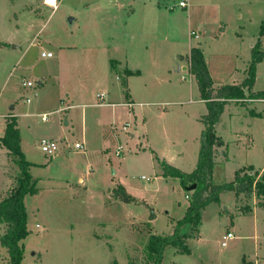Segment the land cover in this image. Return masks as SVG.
<instances>
[{"label":"rangeland","instance_id":"374dc122","mask_svg":"<svg viewBox=\"0 0 264 264\" xmlns=\"http://www.w3.org/2000/svg\"><path fill=\"white\" fill-rule=\"evenodd\" d=\"M179 1H159L162 10L164 6L168 7L169 18H162L157 29L164 23L176 27L179 31L174 34L183 45L179 51L185 49L191 38L194 44L204 39L206 59L213 71L219 73L217 81L240 79L236 75L229 76V73L241 59L235 60L232 55L221 56L232 50V42H241L233 29L238 22L245 24L243 31L237 29L242 33V46L252 38L257 40L264 17V0H187L186 8L179 7ZM46 2L51 5H41V12L36 13L27 5L35 7L37 0H0V40L9 43L7 49H0V132L6 117L18 122L22 139L20 149L30 162L28 171L37 189L35 193L26 194L23 200L28 233L21 241V264H108L113 260L120 264H143L149 228L153 233H171V221L183 216L186 202L185 189L180 181L161 175V153H167L171 148L178 149L184 134L187 137L193 134L196 118L206 111V107L199 100L193 76L176 70V64L173 69L172 62L170 83L175 84L174 90L178 92L169 98H156V101L167 99L172 103L154 106L157 115L151 117L150 126L155 125L159 130V125L164 124L167 131L153 133L150 128V146L146 135L145 138L142 135V127L135 124L131 113L130 117H122L121 122L131 123L135 138L130 139V129L122 130L117 124L114 130L120 137L115 139L111 128L105 126L102 128L104 136L112 135V138L110 141L105 138L106 154L102 157L94 153L98 143L92 141L90 125L87 128L90 136L85 146L92 154H81V150H77L76 154L46 155L40 149L41 138L54 139L59 131L67 128L62 124L63 117L62 121L59 118L63 112L55 110L68 102L66 97L61 99L63 93L71 90L82 97L85 94L83 100L91 102L98 89L92 68L97 62L101 66V58L99 50L91 51L89 45L100 42L99 45L106 48L111 42L110 37H119L117 31L114 34V30L109 29V21L103 18L105 14L98 10L106 6L107 0H60L55 9L54 0ZM139 6V2H134L131 8ZM124 7L128 9V5ZM69 18L74 20L69 21ZM140 24V20L132 23L137 35L143 25ZM192 28L202 31L200 40L190 34ZM219 31L224 34L219 35ZM261 41L264 49V37ZM227 44L228 50L224 49ZM160 48L158 44V50ZM169 49L173 48L165 46L163 50L168 53ZM43 50L51 52L52 57L41 56ZM259 64L253 86L255 90H264V61ZM185 66L189 71V64L185 62ZM157 72L153 71L154 75H158ZM166 79L164 75L162 78L158 75L148 80L151 89L156 91L169 84ZM27 80L33 83L31 87L22 85V81ZM136 82L143 86L142 80ZM104 111L111 110L106 108ZM163 111L164 118H160ZM133 112L141 122V113L135 108ZM42 113H46L45 119ZM73 119L75 129L61 132L62 138H69L59 141L60 147H64L62 150H68L74 141H80L81 120L79 117ZM216 133L220 138L218 145H214V151L221 152L215 166L214 183L231 181L234 172L248 163L256 169L253 167L252 171L247 170L248 173L256 171V178H261L264 173L259 170L264 168V99L226 103L217 122ZM222 142L227 150L225 158L223 147L219 148ZM185 145L192 144L187 142ZM117 151L122 154H116ZM8 158V173L13 184L19 168L13 155ZM4 162L6 154L0 149V193L7 186ZM79 177L84 181L81 187L78 185ZM120 177L124 178L128 187L126 193L132 198L109 205V199L113 200L107 191L110 181H117ZM187 193L190 196L191 190ZM241 195L240 205L232 191H223L219 202H211L201 211L196 226L192 222L184 224L181 234L189 252L167 246L163 263L243 264L244 255L247 261L264 264V197H257L253 192ZM115 212L121 216V221L128 224L142 221L141 225L131 226L142 236H132L128 224L116 231L110 221ZM5 228V224L0 223V236ZM228 231L234 237L222 245L223 235ZM0 264H8V254L1 245Z\"/></svg>","mask_w":264,"mask_h":264},{"label":"crops","instance_id":"0c3cea01","mask_svg":"<svg viewBox=\"0 0 264 264\" xmlns=\"http://www.w3.org/2000/svg\"><path fill=\"white\" fill-rule=\"evenodd\" d=\"M59 1L60 0H54L55 6L53 7V9L57 7V4ZM125 1L126 2H124V0H112V1L107 0L106 6L104 5L102 6L103 8L101 7L98 8V10L101 11V13L105 14L103 18H106L107 21H109V24H110L109 29L114 30V34H116L115 32L117 31V34H119L118 35L119 37L118 38L116 36L110 37L111 42L109 43V45L107 44L106 48L102 47V45L100 46L99 45L100 42H97V43L95 42V44H93L91 41V44L93 45H89V49L91 51L99 50L98 54H99V57L101 58V66H98V62H97L96 67L94 68L93 66L92 68V71L94 70L93 77L97 79V82L99 84L97 87L98 89L96 90L95 94L91 97L93 101L87 102L86 99L83 100V98L85 97V94L82 97L81 94H74V92H72L71 90L63 93V97H61V99L66 97V100L68 102L66 103L64 107H59L58 109H55V110L57 113L63 112V116H60L59 118H60V121H62V117H63L62 124L64 126H67V128L62 127L63 129L58 132L57 137L54 139L58 141H61L64 138L69 139L68 137L62 138L61 132L64 133L66 130L75 129L74 124H73V120H74L73 117L75 118L79 117L81 120V124H82V132L80 134L79 142L82 144V147L75 148L74 145H72L68 147V150H65V149L62 150L64 148L63 147L59 149V152L55 153L56 155L66 153V152L68 154L70 152H75L77 150H81L80 152L81 154H92L87 149V146H85V144H87V138L90 136L88 135V131H87V128L90 125L92 141H95V143H98L97 147H95L94 149V153L98 157H102V154H106V149L104 151L105 138L107 141H110L112 138V135L106 136V137L104 136L103 129L105 126L107 128L109 127L111 128L112 134L114 135L115 139L120 137L119 134L118 136L115 134V130H114L115 129L114 127L117 124L118 126L121 125L122 130L126 131L127 129H130V132H129L130 139L135 138V132H131V128H130L132 127L130 125L131 123H127V121L121 122L122 117H128V116L130 117L131 113H133L134 115L135 124L136 125L138 124L139 128L142 127L141 128V130H143L142 135L144 138L146 135V141L148 145L150 146L151 145L150 143L151 138L149 137L150 128L153 133L155 132L164 133L165 131H167V126L164 124L159 125L160 126L159 130L155 128V125L150 126L151 117H153L154 115H157L156 108L154 106H157L159 104L168 105L169 103H172V101H167V99L165 101H156V98L157 97L169 98L178 92L177 89L174 90L175 84L170 83V80H172L171 76L173 74L169 72H171L172 68L174 69V64H176L175 65L176 70H179L181 72H187L189 75L193 76L192 74H190L187 67L185 66V62L188 63L186 56L189 54L190 49L193 46H200V48L202 49L205 62L207 64L209 73L214 82L213 83L214 87L222 85V84L240 83L246 77L245 69L250 60L251 48L254 45L256 38L250 39L249 41L246 42V44H243L242 46V43H243L242 33L237 29H240L241 31H243L245 24H240L239 22L236 23L237 27L234 26L233 28L235 32V37L241 42L239 44H236V42H232L233 43L232 44L233 46L231 48L232 50L228 51L226 54H222L221 56V57L223 56L228 57L232 55L235 60L238 58L241 59L238 61L236 66L233 69H231L232 70L231 73H229V76L236 75V78H240V79L234 80L233 82H228L227 80L217 81L216 76L219 73L216 74L213 71V69L210 67L206 59V52H205V46H204L206 41L204 39L201 41H198L200 40L199 37L200 35H202L201 34L202 31L199 32L193 28L190 29V34L194 35V38L197 39L198 42L194 44L191 38L186 44V46L184 47L185 49L182 51H179L178 50L179 47L183 45L178 40L177 38L178 36L174 34L179 30H177L176 27H173V25H170L169 23H164V26L162 28L157 29L160 26L159 21L162 20V18H166V19L169 18V14L167 12L168 10L166 9L168 8L167 6H164L163 8L164 10H162V8L160 7V2H159L160 0L159 1L158 0L156 1L155 0H138V1L125 0ZM134 2H139L140 4L139 8H131ZM45 4H47L46 0H37V5H35V7L32 4H29L27 5V8H29L30 11L33 10L36 13H40L42 10L41 5L44 6ZM47 5H51V4H47ZM124 5H128V9H126ZM107 6L108 8H106ZM72 20H74V18H72ZM138 20H140L141 24L143 25L139 28L140 33L137 35L135 33V28L132 26V23L134 21L138 22ZM218 34L223 35L224 33L222 31H219ZM33 36H36V34L33 33ZM139 36L140 38L137 40ZM1 43H5L6 45H2ZM158 44L161 45V48L159 50H158ZM7 46L9 47V43L0 40V49H7L8 48ZM13 46L16 47V45H13ZM165 46H171L173 49L172 50L169 49L171 51L168 53H165L163 50ZM66 47H71V46H66ZM224 49L228 50L229 45L227 44L226 46H224ZM42 52H45V50L41 51L40 54H42ZM43 57H52V55L51 56L45 55ZM112 62H113V65H112ZM172 62H173V65H172V68H170V65ZM259 63L257 64L256 69L258 65H260ZM155 70H158L157 74L160 75V78H162V76L164 75V78L165 79L167 78L166 80L169 83L168 85L165 84V87L161 88V90L157 89L156 91L154 89H151V84H150V81L148 80L150 77H154V79L157 78L158 75H154L155 73H153V71ZM138 79L142 80L143 86H141V84H137V83H140V82H136L138 81ZM27 81H30V80H27ZM24 82L25 81H22V85ZM39 84H42V83L39 82ZM23 86L31 87L27 85H23ZM252 89L254 91H257L254 89V86ZM139 90L142 92H139ZM80 91H84V90H80ZM27 100L29 101V98H27ZM200 101H202V103L205 105L203 100H200ZM235 101L237 100L235 99L228 100L227 103L235 102ZM10 108L12 109L13 107H10ZM90 108H93V110H90ZM106 108L108 110L110 109L111 111L106 113V111H104V109ZM134 108L138 111V113L139 112L141 113V116H142V118H140L141 122L140 120H137V114L133 112ZM206 112H207V109L205 112H202V114H200L196 118L193 134L189 135V137H187L184 134L183 139H181L182 140L181 146L178 149L171 148V150L167 151V153H164V152L161 153L163 155L162 161H165L168 164L184 172H191L196 167L197 159H198V152L200 148V133L203 129L201 117L204 114H206ZM11 114L13 113H10V115ZM45 114L46 113H42L43 119H45L44 117ZM8 117H6L4 127L2 128V132H0V138L4 134L6 120ZM162 117L164 118V111L162 112V116H160V118ZM16 126L19 130L17 121H16ZM216 126H217V123L215 125V133H216ZM19 134H20V144H21L22 139H21L20 130H19ZM218 137L220 138V136ZM187 142H191L192 145H185V143ZM223 146H224V143L222 142L220 147L219 146L217 147L221 148ZM0 149L4 150L6 154V162H4V174L7 177V186L5 188L6 190L7 187L11 184L10 173H8V168H9L8 167V160H9L8 157L9 156H8L7 149L2 145L1 142H0ZM222 149L225 152V156L222 154L225 158L227 156V150H225L224 147ZM249 149L250 148H248L247 150L249 151ZM77 152H75V154ZM220 152L221 150H219L218 153L214 151V167H213L212 181L215 176V166L218 163L217 158L220 157V154H219ZM116 154H122V152L117 151ZM263 156H264V147H263ZM248 165H252L254 167V170H256L255 166L251 163L242 165L240 167L248 166ZM259 170L264 171V168L261 167ZM161 175H162V170H161ZM169 178H175V177H169ZM175 179L179 180L178 178H175ZM78 181H79L78 185L79 187H81L84 182L83 178L79 177ZM110 183H111V186L108 187L107 191L110 192L109 196L110 198H113V200L110 201L109 199V205H111L112 203L116 205L119 202H122V200L114 196L113 190L118 185H121L124 188V190L128 192V187L124 181V178H121V177L117 181H114V180L110 181ZM3 192L0 193V196L1 194H3ZM186 195H188V193L185 190L184 199L186 200V202L183 205V209H184L183 212H185V209L188 205L187 199H189V197L186 198ZM242 196L243 195L241 194H239L237 197L235 196L236 202L240 203V205H241ZM176 203H180V201H176ZM238 205L239 204H236V206ZM204 208L200 210V213ZM232 215L234 214L232 213ZM178 219L175 220V218H173V220L171 221L172 224L174 225V223ZM110 221L112 222V225H113L112 227H114L116 231H119L122 228L124 229L126 227V224H128L127 222L121 221V216L117 214V212H115L113 215L110 216ZM140 222L142 221H139L136 224L134 222L128 224L130 233L132 234V236L133 235L137 236V238L141 237L142 234H140V232L137 231L136 229H132L131 226L133 224L135 226L141 225ZM149 230H150V234H159V233H153L151 228H149ZM242 261H243V264L253 263L251 261H247L244 255L242 257ZM253 264H262V262L258 261Z\"/></svg>","mask_w":264,"mask_h":264},{"label":"trees","instance_id":"16d2710c","mask_svg":"<svg viewBox=\"0 0 264 264\" xmlns=\"http://www.w3.org/2000/svg\"><path fill=\"white\" fill-rule=\"evenodd\" d=\"M263 37L264 18L259 25L258 38L251 48L250 60L245 69L246 77L240 83L222 84L214 87L200 46H193L186 56L189 72L194 76L197 84L199 99L204 101L207 109L206 114L201 117L203 129L200 133L197 164L191 172H184L165 161H161L160 166L163 176L178 178L185 190L192 184L196 186L191 190L185 212L174 223L172 232L149 235L146 245V261L143 264H163V253L167 246H174L180 251L189 252L184 236L181 234V227L187 222H192L196 226L200 218V210L211 202H219V196L223 191H233L236 197L241 193L248 195L252 192L257 197H264V173L261 174V178H256V171L254 174H249L248 171L253 170L251 165L247 168H238L231 181L220 184L212 182L214 145L219 141V137L215 133V125L225 104L228 100L233 99L241 101L244 99H264V90L254 91L252 89L256 66L264 60V49H262L261 41ZM1 44L6 45L5 43ZM0 142L7 149L8 156L13 155L15 157L14 162L19 168L16 182L11 183L0 196V223H4L6 226L4 233L0 236V245L7 250L8 264H21L23 256L21 241L28 233L23 200L26 194L35 193L37 189L35 181L28 171L30 162L25 159L20 149V134L14 118H7ZM113 194L125 201L132 198L121 185L113 190ZM260 205L263 206L262 203ZM108 264L120 263L113 260Z\"/></svg>","mask_w":264,"mask_h":264},{"label":"built area","instance_id":"2783aa9c","mask_svg":"<svg viewBox=\"0 0 264 264\" xmlns=\"http://www.w3.org/2000/svg\"><path fill=\"white\" fill-rule=\"evenodd\" d=\"M177 5L179 7H182V8L185 7L186 8L188 6V3H187V0H180ZM41 55L42 56H45V55L46 56H51L52 53L51 52H47V53L46 52H42ZM23 85L31 86L32 82L27 81V82H24ZM39 145H40L41 151L43 153H45L46 155H48V156H53L61 148L58 140L49 139V138H42L39 141ZM73 145H74L75 148H81L82 147V144L79 143V142H75ZM188 197H189V195H186V198H188ZM232 237H233V234L231 232H226L223 235V240L221 241V244L225 245L226 241L228 239H231Z\"/></svg>","mask_w":264,"mask_h":264},{"label":"water","instance_id":"95a60500","mask_svg":"<svg viewBox=\"0 0 264 264\" xmlns=\"http://www.w3.org/2000/svg\"><path fill=\"white\" fill-rule=\"evenodd\" d=\"M72 20V18H69V21H71ZM195 184H192V185H190L186 190H188V191H190V190H193L194 188H195ZM154 215L152 214V211H151V217L150 218H152Z\"/></svg>","mask_w":264,"mask_h":264}]
</instances>
